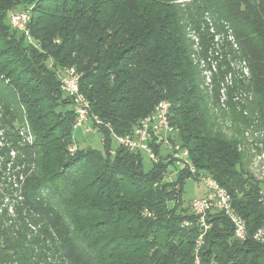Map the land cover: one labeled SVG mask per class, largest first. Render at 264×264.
<instances>
[{"label":"trees","instance_id":"obj_1","mask_svg":"<svg viewBox=\"0 0 264 264\" xmlns=\"http://www.w3.org/2000/svg\"><path fill=\"white\" fill-rule=\"evenodd\" d=\"M13 11L31 12L38 47L11 25ZM212 20L220 44L208 36ZM220 59L230 75L243 63L234 82L251 92L221 116L218 82L212 97L204 80L208 70L225 74ZM66 67L81 75V92L103 123L96 129L104 150H70L76 115L61 88ZM161 100L172 103L171 121L198 168L228 190L256 231L264 220L262 187L237 134L251 117L264 129V0H0V164L4 157L19 167L6 183L20 205L13 218L0 196V264L46 260V241L58 245L59 264H197L200 230L182 199L192 176L169 179L166 162L145 171L141 153L113 150L107 127L127 134ZM18 118L33 140L23 141ZM186 219L192 226H182ZM38 221L43 238L29 239ZM210 221L199 264H264V245L236 239L223 214Z\"/></svg>","mask_w":264,"mask_h":264},{"label":"built area","instance_id":"obj_2","mask_svg":"<svg viewBox=\"0 0 264 264\" xmlns=\"http://www.w3.org/2000/svg\"><path fill=\"white\" fill-rule=\"evenodd\" d=\"M32 15L30 11H13L10 15L11 25L21 31L27 38L28 42L35 47L39 43L34 40L30 33L29 23ZM81 75L74 67H66L60 75L61 88L70 98L72 107L76 115L73 125V131L83 127L89 120L95 124V128L102 125L101 119L92 114L90 100L80 88ZM172 103L168 100H161L154 110L140 119L133 130L127 134H116L107 126L119 146L126 148L130 152L146 153L154 163L166 162L175 164L180 172H187L194 177L200 185L204 187L203 196L197 197L190 201V213L196 218V224L200 233L196 240L194 250L196 263H200V251L205 243V238L211 229V215L214 213L223 214L230 222L234 237L242 242L252 239L254 242L264 245V220L262 225L253 233L248 229L246 220L238 213L233 205V200L228 190L208 172L200 170L193 161L190 150L184 146L181 139L180 128L171 121ZM157 149V150H156ZM71 152L78 150L76 140L71 147ZM17 151H12L11 155L16 156ZM256 162L260 173L261 180L264 181V152L256 156ZM24 176H21L23 180ZM170 179V177H169ZM3 179L0 180V196L9 202L8 183ZM7 186V188H6ZM18 187V184L14 185ZM18 199H22L18 194ZM262 202L264 208V194L262 192ZM183 227L192 226V221L186 219L183 221ZM11 264V263H1Z\"/></svg>","mask_w":264,"mask_h":264},{"label":"rangeland","instance_id":"obj_3","mask_svg":"<svg viewBox=\"0 0 264 264\" xmlns=\"http://www.w3.org/2000/svg\"><path fill=\"white\" fill-rule=\"evenodd\" d=\"M206 25L207 24L203 22L202 29H204ZM209 25L212 28V30L208 32L210 34V35L208 34L210 40L212 39V37H216L217 42L220 44L222 35H220L218 28H216L217 22L212 20L209 22ZM195 41H198V39L195 38ZM199 42L200 44L202 43V40L200 37H199ZM212 46L213 44L211 41L208 48ZM201 49L202 48H200L199 50L202 51ZM222 62H223V59H220L218 64L220 68L222 69V71H225L224 75L220 73L218 75L217 72L219 70L217 71L215 69H212V71L208 70L204 73V80L206 82L205 86L207 87L208 92L211 93L212 97H215L216 85L214 83V79H216L218 82L219 87H218L217 96H219L220 102H221V108L219 111L220 116L223 114H229L230 109H231L230 108L231 101L232 102L243 101L244 96H247L251 93L247 89H244L243 86H238V84L234 82V79H236L237 76L239 77L240 74L244 70L243 63L237 62L235 65V72L232 75H230L226 67H221ZM251 119H252V124L248 127H240L238 125V128L241 129V133L237 134L239 138V148L246 153L247 170L250 175H252L257 181L261 183L262 192L264 194V181L261 180L260 178V173H259L257 162H256V158H257L256 156L264 152V129L259 125V122H257V119H255L254 117H251ZM224 121H226L225 124L228 127L233 125V123L231 122L229 118L224 119ZM15 124L18 129L22 130L21 136L24 137L23 138L24 142L33 140V138L30 137L27 133L28 129L27 128L24 129L23 122L21 119L18 118ZM13 132L14 130L12 131V133ZM227 132L231 135L233 130L231 131L230 129V130H227ZM3 135H4L3 131H0V137H3ZM75 138L77 140V144L82 149L93 148V149L104 150L103 139L105 138V135L102 131L94 128L91 120H89L87 123L84 124L83 127L79 128L76 131ZM112 139H113L112 147L114 150L119 146V144L117 143V141L115 140L113 136H112ZM0 145H4V143L0 141ZM141 160H142V165L145 171L151 170L155 164L153 160H151L150 157L144 152L141 153ZM1 161H2V164H0V168L6 167V173L4 172L2 173L3 175L6 176V178L3 177L2 179H4L5 181L8 180V182L11 180V182H13L15 180V176L13 174L18 172L19 167L15 169L17 164H14L12 162L8 163L4 157H1ZM177 170H179V168L175 164H171L168 166V172H169L168 177L171 175L173 181L178 180V174H176ZM9 188L10 186H8V190ZM203 193H204V187L200 185L194 177L186 178L184 180L183 194H182V199L184 202L183 205L184 206L188 205L191 199L195 197H200ZM15 205H17V207H20L18 201L9 200V202L7 201V203H5L4 201L2 205L3 213L5 212V210L8 209V212L10 214L9 216H13V218H16L17 215L14 214V212H16V208L14 207ZM36 217L37 219H39L38 216ZM42 224H43L42 222L38 221V222H35V224L33 225H29L30 230L33 232V235H29V239L34 238V237L43 238V235L40 233ZM45 244L50 249H44V250L42 249V251L45 252L48 255V257L46 258V260H43V261L37 260L36 264H59V262L57 261V258L60 257V253L57 251V247H56L58 245L50 241H46Z\"/></svg>","mask_w":264,"mask_h":264},{"label":"crops","instance_id":"obj_4","mask_svg":"<svg viewBox=\"0 0 264 264\" xmlns=\"http://www.w3.org/2000/svg\"><path fill=\"white\" fill-rule=\"evenodd\" d=\"M94 128H95V127H94ZM169 177H171V175H170ZM171 178H172V177H171ZM201 196H203V194H202ZM201 196H200V197H201ZM195 198H197V197H195ZM195 198H193V199H195ZM193 199H191L190 201H192Z\"/></svg>","mask_w":264,"mask_h":264}]
</instances>
